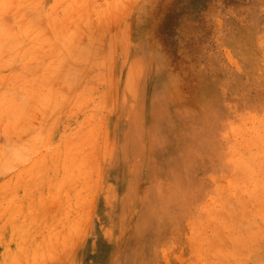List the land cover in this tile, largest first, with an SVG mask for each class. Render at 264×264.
I'll return each instance as SVG.
<instances>
[{"label":"rangeland","instance_id":"1","mask_svg":"<svg viewBox=\"0 0 264 264\" xmlns=\"http://www.w3.org/2000/svg\"><path fill=\"white\" fill-rule=\"evenodd\" d=\"M0 264H264V0H0Z\"/></svg>","mask_w":264,"mask_h":264}]
</instances>
